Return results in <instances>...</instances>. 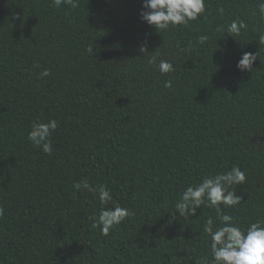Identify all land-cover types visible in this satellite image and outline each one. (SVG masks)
Masks as SVG:
<instances>
[{"label":"trees","instance_id":"16d2710c","mask_svg":"<svg viewBox=\"0 0 264 264\" xmlns=\"http://www.w3.org/2000/svg\"><path fill=\"white\" fill-rule=\"evenodd\" d=\"M75 2L0 0V264H205L207 220L223 224L207 202L175 212L188 186L238 166L246 179L228 190L241 201L222 213L242 229L264 221V0H205L160 33L142 0ZM50 119L46 154L27 136ZM83 180L92 190L73 188ZM116 204L130 215L103 235L95 220Z\"/></svg>","mask_w":264,"mask_h":264},{"label":"clouds","instance_id":"9594fccd","mask_svg":"<svg viewBox=\"0 0 264 264\" xmlns=\"http://www.w3.org/2000/svg\"><path fill=\"white\" fill-rule=\"evenodd\" d=\"M53 3L57 8L62 5L77 7L75 0H53ZM260 10L261 15L264 16V4L261 5ZM220 11L222 13L223 9ZM204 12L205 0H142L140 19L160 33L168 30L170 26H187L189 21L198 19ZM242 27H244L242 22L238 25L233 21L228 26L227 32L231 35L238 34ZM198 39L200 43H204L208 37L202 35ZM258 42L259 45H264V33L259 35ZM88 51L91 53L92 49L89 48ZM139 51L146 52V45H142ZM256 59V54L243 52L236 66L240 71H251ZM155 62V57L149 60L150 64ZM158 70L164 74L175 71V68L171 62L160 60ZM40 75L47 77L50 71L44 69ZM165 87H171L170 80L165 81ZM57 127L58 123L55 119H50L47 123L34 121L27 139L44 153L51 154L53 145L50 137ZM245 179V173L235 166L225 173L204 178L196 186H188L175 204V212L185 218L194 216L197 209L205 202L216 209L217 218L223 226L214 230L213 219L207 220L204 231L211 239L212 259L205 261V264H264V221L250 223L246 229H242L234 223L232 216L222 213L220 207L221 204L231 207L240 203L241 197L236 195L235 191L228 189L234 184L244 183ZM73 188L92 190L86 180L74 183ZM97 191L101 203H107L112 199L106 186H99ZM3 215L4 209L0 207V218H3ZM129 215V210L119 204L113 208H103L94 226L100 227L101 233L107 235L110 229L119 225Z\"/></svg>","mask_w":264,"mask_h":264}]
</instances>
